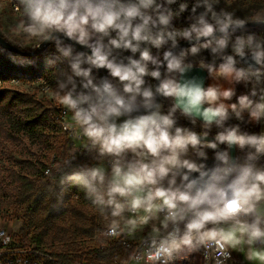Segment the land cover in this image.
<instances>
[{"label":"clouds","instance_id":"clouds-1","mask_svg":"<svg viewBox=\"0 0 264 264\" xmlns=\"http://www.w3.org/2000/svg\"><path fill=\"white\" fill-rule=\"evenodd\" d=\"M219 3L194 0L193 22L182 29L174 20L189 11V0L16 4L17 28L36 39L37 48L47 43L55 50L47 63L59 72L54 95L70 114L63 128L80 148L112 158L110 171L82 166L66 179L86 191L107 221L103 236L137 241L127 264H191L201 253L206 264H227L233 251L264 264V247H257L264 245V131L227 124L245 114L264 121V36L244 32L249 23L264 25V16L217 11ZM180 40L192 46L176 52ZM77 44L90 54L76 51ZM202 50L221 62L200 61L199 67L213 79L250 85L248 94L233 103L234 86L186 78L197 66L189 58ZM65 61L68 71L57 68ZM100 69L108 75L99 77ZM161 97L171 101L167 111ZM181 116L192 125L202 120L203 130L181 126ZM213 127L219 131L209 139ZM221 145L227 147L217 150ZM234 146L247 150L244 162L230 154ZM207 149L217 150L212 167Z\"/></svg>","mask_w":264,"mask_h":264},{"label":"rangeland","instance_id":"rangeland-1","mask_svg":"<svg viewBox=\"0 0 264 264\" xmlns=\"http://www.w3.org/2000/svg\"><path fill=\"white\" fill-rule=\"evenodd\" d=\"M217 7L242 18L264 16V0H220ZM19 20L14 1L0 0V36L31 51L38 41L17 28ZM55 55V51L47 49L38 58H24L0 48V227L8 232L10 249H30L40 243L43 252L55 261L57 254L67 255L74 264H109L116 254L124 260L127 255L117 241L102 235L107 221L96 208L83 203L75 191L76 184L66 179L82 166L102 164L108 169L111 158L80 148L79 140L54 125L55 112L63 109L54 95L59 72L47 63ZM60 66L58 63L57 68L63 69ZM211 79L223 87L234 86ZM46 86L50 91L43 90ZM247 90L245 84L237 85L238 96ZM244 119L233 117L227 123L238 124L244 130L248 127ZM65 160L71 163L65 164ZM48 167L50 173H46ZM61 173L57 180L55 176ZM82 191L86 194L83 188ZM137 235H147V230ZM108 247L114 249L112 258L107 259V254L102 259L96 256L98 250ZM234 252L237 264H260L247 260L243 252ZM40 262L49 264L43 259ZM191 264L202 262L196 257Z\"/></svg>","mask_w":264,"mask_h":264},{"label":"built area","instance_id":"built-area-1","mask_svg":"<svg viewBox=\"0 0 264 264\" xmlns=\"http://www.w3.org/2000/svg\"><path fill=\"white\" fill-rule=\"evenodd\" d=\"M63 67V69L65 71H68V66L66 61L61 63V66ZM1 83V82H0ZM14 83V82H13ZM48 88L49 87H45ZM43 88V90L45 89ZM165 109L167 110V105L165 107ZM70 114H66L64 112V110H60L55 112L54 116H53V122L54 125H58L59 130L65 134L68 135L70 138L73 137L72 132L71 131H65V129L63 128V121L65 119L66 116H69ZM190 124V128H192L195 131H202V123L198 122L196 125H192L191 122ZM228 125H233L232 122L227 123ZM219 131V129L213 127V129L211 130L212 135L210 136H214L217 132ZM227 146L225 145V148ZM207 151V150H206ZM208 157L209 158H214L215 157V153H211L208 152ZM247 150H240L238 147H236V152H235V158H237L239 160V162H244L245 156H246ZM189 155L191 156V158L196 159L195 154L194 153H189ZM111 163H112V158L108 161V169L111 168ZM50 168H46V173H50ZM0 232H3L5 234V237L7 238V242H5V237H0V264H45L46 262L41 263L40 260L43 259L44 261H49V264H59L57 261L53 260L52 258L49 259V255L46 254L45 252H43V248H39L38 246H32L34 248H20V249H10V245L11 243V239L9 238L8 232L4 227H0ZM110 240H115L117 241L118 245L120 246L121 250L127 255V257L123 260L120 259L119 255L116 254L114 256V259L112 262H110L109 264H127L128 261V256L130 254V252L132 250H134L137 246V242H132L131 240H127L124 238H110V237H106ZM264 245H257V247H262ZM218 259H222V256L219 253H216ZM119 256V257H118ZM198 258L201 259L202 264H206L203 254H199L197 256ZM195 259H193V261H195ZM78 264H83L82 262H78ZM227 264H237L233 254L231 255V258L227 261Z\"/></svg>","mask_w":264,"mask_h":264},{"label":"water","instance_id":"water-1","mask_svg":"<svg viewBox=\"0 0 264 264\" xmlns=\"http://www.w3.org/2000/svg\"><path fill=\"white\" fill-rule=\"evenodd\" d=\"M251 29V30H260V31H264V25H260V24H256V23H249L247 25V29ZM50 46H52L51 44H43V46L39 47V48H35L31 51H25V50H22L21 48L19 47H16L12 44H10L5 38H3L2 36H0V48L1 49H4V50H7L9 52H12L16 55H19L21 57H24V58H38L39 56H41ZM192 46V43H190L189 41L187 40H180L179 41V44H178V47L175 49L176 52H179L181 49H188ZM75 50L76 51H83V52H87L90 54V50L83 47V46H80V45H75ZM190 61L193 62L194 64H196L197 66L193 69V70H190L189 72L186 73V78L188 79H191V78H195L197 79L198 81H202L203 84L206 86L207 85V81H208V78H209V73L207 72V70L199 67V62L200 61H204L206 63H220L221 61L213 56L210 52V50H202L200 53L194 55V56H191L190 58ZM163 71V69H162ZM97 75L99 77H105L108 75L107 73V70L106 69H100L99 72L97 73ZM155 83H157L155 81ZM159 102H162L163 104H165V106L168 104V101L169 99H166V98H158ZM165 108V107H164ZM198 122L200 123H203L202 120H198ZM187 124L190 123L189 120L186 121ZM213 136H210L209 139H212ZM225 149V145H221L219 149L217 150H224ZM217 150H213V149H207L208 152H211V153H215V151ZM235 152H236V147L234 146L231 150H230V154L235 158ZM207 165L209 167H212L214 166L217 161L215 160V157L214 158H208V160L206 161Z\"/></svg>","mask_w":264,"mask_h":264},{"label":"trees","instance_id":"trees-1","mask_svg":"<svg viewBox=\"0 0 264 264\" xmlns=\"http://www.w3.org/2000/svg\"><path fill=\"white\" fill-rule=\"evenodd\" d=\"M13 1H14V4H17V3H18V0H13ZM192 2H194V0H189V4H190L189 11H188V12H185L181 17H179V18H177V19L174 20V27H175V28H177V29H182V28L188 27V26L193 22L192 19H190V17H191V3H192ZM172 7H173L174 9H176V8H178V4H177V5H173ZM216 10L219 11L220 9L216 6ZM247 31H248V32H255V33H257L258 35H262V36H264V31H260V30H251V29L244 30L245 33H246ZM238 34H240V33H238ZM167 48H168V46H165L164 49H160V50H157V49H155V48H152V52H153V54H157L158 52H159V53H162L163 51L167 50ZM48 51H55V50H54L53 46H50V47L48 48ZM229 51H230V49H229ZM121 55L126 57V56H128V55H132V54H131L130 52H123V53H121ZM138 56H139V54L137 53V54H136V58H138ZM66 63H67V62H66ZM147 79H148V82H149V83H155V80H153L152 78H147ZM167 107H168V104H167ZM187 120H188L187 118L181 116V117H179V119H178V123H179L181 126H185V127H186V125H188V124L186 123ZM27 123H28V122H27ZM32 125H34V124H32ZM36 127H37V126H36ZM244 131H248V132L254 133V132H252L251 129L248 128V127H247V128L244 127ZM62 174H63V173H61L59 176H55V178H56L57 180H59V178H60V176H61ZM75 191H76V193H78V194L81 195V197L83 198V203H85L86 205H89V206L95 208V206L92 205L91 200L87 197V195L83 193V191H82V187H81V186H79V185L76 184V185H75ZM107 239H108V238H107ZM108 244H109V243H108ZM37 246H38L39 248H42V247L40 246V243H38ZM106 254H107V259L112 258V255L114 254V249L108 247L107 250H98V251L96 252V256L100 257L101 259H102V258H105V257H106ZM55 257L57 258V262H58L59 264H74V263L72 262V259H70L67 255H64V254H57V255H55ZM82 263H83V262H82Z\"/></svg>","mask_w":264,"mask_h":264},{"label":"crops","instance_id":"crops-1","mask_svg":"<svg viewBox=\"0 0 264 264\" xmlns=\"http://www.w3.org/2000/svg\"><path fill=\"white\" fill-rule=\"evenodd\" d=\"M212 77L209 75V78H208V81H207V85L206 86H209L210 85V83L212 84H216L217 82H212L211 79ZM218 84V83H217ZM237 85H239V84H237ZM237 85H234V87L236 88V92H237V94L239 93L238 91H237ZM250 85H248V92L250 91ZM248 92L247 93H242V94H248ZM241 94V95H242ZM237 97H238V95H236V96H234L233 98H232V101L231 102H237ZM247 117L244 119V121H245V124L248 126V128H250L251 129V131L252 132H254V133H259V132H261V131H264V121H261L260 123H256V122H254V121H250L249 120V118H248V115L247 114H245ZM232 254H233V256H234V258H237V256H236V253L233 251L232 252Z\"/></svg>","mask_w":264,"mask_h":264}]
</instances>
